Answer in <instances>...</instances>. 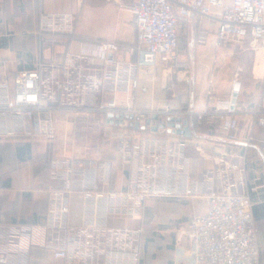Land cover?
Masks as SVG:
<instances>
[{
    "label": "built area",
    "instance_id": "1",
    "mask_svg": "<svg viewBox=\"0 0 264 264\" xmlns=\"http://www.w3.org/2000/svg\"><path fill=\"white\" fill-rule=\"evenodd\" d=\"M113 1L120 11L130 13L136 44L127 51L135 49L136 59H118L121 47L114 41L91 42L78 52H67L59 62L39 59L33 68L0 81V138L53 139L55 112L71 111L85 119L88 129L100 131L103 140L115 144L126 183L115 190L101 187L110 182L109 161L53 158L45 221L10 227L7 241L0 244V264H29L32 247L47 250L64 264H140L142 227L111 222L140 218L149 198L204 199V210L184 228L188 246L181 253L188 264H258L252 208L262 201L244 192V166L217 157L211 168L193 176L182 124L191 115L209 122L222 112L223 130L236 141L232 99L240 90L238 75L229 97L214 93L211 75L205 95L212 106L196 114L128 102L140 88L142 73L152 74L158 65L178 66L176 49L183 23L208 22L215 29L216 47L246 39L252 46L264 42V0ZM73 21L71 13L40 11L38 34L71 33ZM207 35L200 30L198 43L205 44ZM118 93L126 95L125 105L114 98ZM251 114L264 128V84ZM242 141L250 144L254 137L248 134ZM258 189L253 179L249 191Z\"/></svg>",
    "mask_w": 264,
    "mask_h": 264
},
{
    "label": "crops",
    "instance_id": "2",
    "mask_svg": "<svg viewBox=\"0 0 264 264\" xmlns=\"http://www.w3.org/2000/svg\"><path fill=\"white\" fill-rule=\"evenodd\" d=\"M17 5L18 8H15ZM40 11L71 13L74 17L72 33H44L40 36L38 34ZM206 26L213 29L207 32L206 45H200L197 41L196 29L205 30ZM181 28L189 32L185 56L187 55L191 64V71L187 73L184 70H175L183 65L179 62L184 59V51L178 49L180 46L178 39L176 61L179 65L177 64V67L171 64L158 65L151 75L141 78L140 88L132 94L128 103L140 108L167 107L196 114L212 106L205 95L208 78L211 75L214 78V93L220 97L231 95L234 75H238L240 90L234 102L238 139L234 141L227 137L223 130L225 120L221 117L222 112L213 114L209 122L207 119L200 121L196 115H191L186 119L191 134L187 137L186 153L191 161V173L195 177H199L204 170L211 168L213 159L217 157L230 159L244 166L246 181L244 192L249 194L252 200L262 201L253 206L252 214L257 229L260 259L264 260V128L255 123L251 114L259 102L261 87L264 84V42L252 46L246 39L239 43L245 44V49L252 50L248 71L245 72V65L240 63L232 76L228 73L226 80L220 84L219 72L211 70L208 61H205L204 53L214 43V27L208 22L199 26L188 22L183 23ZM130 30L136 34L130 13L120 11L113 0H0V81L11 80L17 72L33 68L39 59L59 62L67 52H78L91 42L114 41L121 47L116 57L130 60L129 52L124 50L130 47ZM36 39L38 42L36 41L37 45L33 48L31 44L34 45ZM23 41L27 45L20 47L19 44ZM107 97L111 98L112 95L107 94ZM114 98L120 105H125L127 102L123 93L116 94ZM54 115L57 121L56 143L47 144L41 138H38L37 142L0 140V244L7 241L10 227L35 226L45 221L47 195L43 192L42 200H36L39 197L36 190L40 188L39 176L43 170L45 187L48 188L53 184L49 172L50 161L55 157L77 156L109 161L112 163L110 182L101 187L115 190V187L111 186L119 185L121 188L126 183L127 175L119 162L113 142L106 141L101 146H88L83 142H77L81 145L76 146L74 139L77 135L81 137L92 132L91 129L86 128L87 126H83L85 119L66 110L56 111ZM78 128L81 131H78ZM248 134L253 135L254 141L245 144L242 139ZM49 157L47 165L42 166ZM253 179L259 187L255 193L249 191ZM204 208L205 201L203 209L193 214L189 220L201 213ZM120 219L111 223L142 227L135 223L121 224ZM142 229L140 264L141 261L145 264V261L151 263L154 260L158 264H172L167 262L171 260L173 254L171 247L168 244L163 245L158 239L151 240L146 230L143 227ZM180 244V250L187 249L186 238H182ZM28 263L64 264L62 260L53 258L47 250L37 247L30 248Z\"/></svg>",
    "mask_w": 264,
    "mask_h": 264
},
{
    "label": "rangeland",
    "instance_id": "3",
    "mask_svg": "<svg viewBox=\"0 0 264 264\" xmlns=\"http://www.w3.org/2000/svg\"><path fill=\"white\" fill-rule=\"evenodd\" d=\"M22 6V4H21ZM15 8H18V5L15 6ZM205 23V21L203 22ZM202 23V24H203ZM205 30L209 33L213 28L210 26L204 27ZM131 31V37H130V48H135L136 44V34H134L133 30ZM72 33V32H71ZM213 33V32H212ZM215 33V32H214ZM199 34V28L196 29V35ZM189 37V32L184 31L183 28L180 30V36H179V50L184 51V59L182 62H179L180 64L183 63L182 66L178 67L175 70H184L187 73L191 71V64L189 63L187 55L185 56V47H186V40ZM36 41L38 42V39L35 40L33 48L37 45ZM215 42V40H214ZM19 44V43H18ZM20 47H25L27 44L25 41L21 42ZM201 45V44H200ZM202 45H206L202 44ZM225 46V47H224ZM126 47V46H124ZM128 48V47H127ZM127 48H124V50H127ZM245 44H239V43H225L222 44L220 47H216L213 43V45L204 51L206 54L205 61H208V65L211 67V70L219 72L220 76V84L223 83L224 80H226L228 73H231V76L233 72H235L237 66H240V63L244 64L245 66V72L248 71L249 65L251 63L252 58V50L245 49ZM245 49V51L242 52V50ZM130 61L136 59V51L135 49L129 54ZM205 57V56H204ZM178 63V65H179ZM151 75V73L145 72L142 73V77H148ZM142 84V80L140 82V85ZM72 118V117H71ZM57 122V121H56ZM87 125V122L83 126ZM88 129V127H86ZM84 130V131H83ZM83 132H85V128H83ZM73 131V130H72ZM78 131H81L80 128H78ZM82 132V134H83ZM0 140H12L16 141L19 140V142L29 140L31 142H37L39 141L38 138L34 139H26L22 137H16V138H0ZM42 141L48 143H56L57 141V123H56V133L55 137L53 139H45L41 138ZM75 145L79 146L82 143L86 144L88 146L91 145H99L101 146L104 141L101 138L100 131H96L95 129H92V132L88 135H83L79 137L78 135L74 139ZM5 142V141H3ZM78 142V143H77ZM58 143V142H57ZM6 160L5 158H3ZM48 159H46L43 164L47 165ZM41 170L43 168L40 167ZM13 171V170H12ZM125 172V170H124ZM14 173V171L12 172ZM126 173V172H125ZM40 181L39 187L36 190V194L39 196L36 200H42L41 195L43 192L47 195V191L49 189L45 187V177H44V170L40 172ZM112 188L115 187V189H119V185L111 186ZM46 188V191L44 190ZM27 194V193H24ZM204 207V199L203 198H182V199H169V198H149L146 200L143 210L140 216V219H130V218H119L121 224H139L141 225L146 232L148 233L149 238H152L151 240L158 239L159 241H162L163 245H167L171 247L172 249V256L171 260L167 262H171L172 264H188L187 257L182 255L180 247V241L182 238H186L185 234H183V228L185 227V224L189 220V218L201 211ZM183 252V251H182ZM145 256V255H143ZM142 260L144 262V257H142ZM142 264V261H141ZM145 264H158L156 260L150 262H146ZM258 264H264V260L260 259L259 255V263Z\"/></svg>",
    "mask_w": 264,
    "mask_h": 264
},
{
    "label": "water",
    "instance_id": "4",
    "mask_svg": "<svg viewBox=\"0 0 264 264\" xmlns=\"http://www.w3.org/2000/svg\"><path fill=\"white\" fill-rule=\"evenodd\" d=\"M235 97H236V94L233 95V99H232V103H233V105H234V102H235ZM155 117H156V116H154L153 118L155 119ZM182 124L184 125V135H185L186 137H190L191 134H190V131H189V127H188V125H187V120H183V121H182ZM152 125H153L152 130L155 131V130H156V121H155V120L152 122ZM168 126H169V127H173V126H178V124H177V123H176V124H174V123H169ZM161 127L163 128L164 125H161Z\"/></svg>",
    "mask_w": 264,
    "mask_h": 264
}]
</instances>
